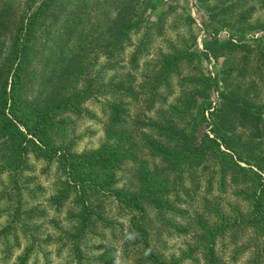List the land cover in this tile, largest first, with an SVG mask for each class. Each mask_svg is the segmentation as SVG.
<instances>
[{"label":"trees","instance_id":"16d2710c","mask_svg":"<svg viewBox=\"0 0 264 264\" xmlns=\"http://www.w3.org/2000/svg\"><path fill=\"white\" fill-rule=\"evenodd\" d=\"M222 1L203 7L209 21L228 27L235 41L210 37L198 50L188 26L184 34L163 38V47L143 66L137 81L131 70L139 69L140 58L150 53L149 43L163 34L162 20L172 8L166 6L153 21L144 14L160 0H136L118 11L102 33L89 37L87 46H77L64 57L42 104L23 96L31 30L50 0L34 4L0 67V178L6 177L0 202H12L21 230V214L41 216L36 209H21L32 157L45 166L55 163L58 174L50 202L57 213L66 206L62 221L67 224H56L58 238L53 241H70L78 264H114L115 249L106 246L85 255L81 244L86 237H104L103 229L111 234L117 224L123 229L118 218L126 220L140 264H191L199 258L204 264H222L216 246L225 234L233 247L245 236L242 245L250 253L246 264H264V37L245 38L257 28L264 30V20L253 18L254 7L245 5L246 0ZM227 11L232 15L226 17ZM187 18L192 21L190 15ZM138 30L141 33L134 37ZM124 55L126 67L120 60ZM210 56L217 65L214 76L203 62ZM100 58L103 63L96 67ZM124 67L122 79L115 72L102 80L107 71ZM215 91L218 101L211 104ZM87 100L98 103L104 114L103 139L92 150L77 151L72 147L75 139L66 140L68 116L81 113ZM134 105H139V114L129 119ZM154 109L156 116L147 118L145 112ZM84 111L93 118L91 111ZM128 163L133 164L132 174ZM127 172L128 180L122 177ZM216 186L224 193L235 186L234 193L245 198L248 209L240 213L241 206H231L233 218L221 206L225 202L207 199L204 214L216 215L215 230L206 226L200 234H191L182 256L162 260L154 241L178 228L168 213L182 214L180 203L189 204L202 187L210 192ZM3 230L6 234L10 228ZM127 244L126 240L123 248ZM28 253L18 264L26 262Z\"/></svg>","mask_w":264,"mask_h":264},{"label":"rangeland","instance_id":"374dc122","mask_svg":"<svg viewBox=\"0 0 264 264\" xmlns=\"http://www.w3.org/2000/svg\"><path fill=\"white\" fill-rule=\"evenodd\" d=\"M136 0H50L48 6L44 9L42 14L38 15L37 23L31 30L30 49L27 54L26 63V84L23 90V96L28 102L42 104L46 98L48 91L51 88L56 77L50 81L60 69V66L65 62L64 57L70 54L71 50L77 46H87V40L91 36L102 33L108 25H110L120 10H127ZM39 0H0V67L5 58L10 54L14 46V40L17 36L18 26L26 16H28L35 3ZM223 2L222 0H160V4L152 11L145 12L144 16L148 19L156 21V15L162 11L166 6H171L172 10L162 20L163 34L155 36L149 43V54H145L139 60V69L131 70L137 81L141 79V73L144 72L143 67L155 59L158 50L163 47V38L175 37L177 33L184 34L190 26L194 33V47L198 50H203L204 42L210 37L220 39H227L235 41L231 35V30L228 27H215V23L209 21L207 12L203 4ZM247 6L254 7L253 18L257 21L264 20V5L259 0H246L244 3ZM236 7H242L238 3ZM124 8V9H123ZM190 15L192 21L187 18ZM232 15L231 11L226 12V17ZM184 18V19H183ZM186 18V19H185ZM161 23V24H162ZM173 23H176L173 25ZM160 25V22H158ZM191 31V32H192ZM252 36L248 34L245 38L264 37V30L257 28L253 30ZM251 31V32H253ZM141 33L138 30L134 37ZM130 49V48H129ZM102 58L99 59L96 67L102 65ZM121 64L125 66L126 56H122ZM206 70L211 76H214L217 65L212 56L208 57L207 61H203ZM55 67V69H54ZM126 67V66H125ZM113 69L107 71L102 80L108 78L111 74L116 72L123 78V74L127 71L126 68ZM129 69V68H128ZM218 90V89H217ZM264 94V92H263ZM105 99L110 101L111 96L106 95ZM173 96L169 97V101L173 100ZM218 101L217 91L214 92L211 104ZM139 106V105H138ZM130 106V118L135 119L139 114V107ZM157 106L156 108H158ZM84 110L91 111L93 118ZM155 109L151 112H145L147 118L156 116ZM140 122L144 121L140 115ZM70 122L67 123V129L70 133L66 140L74 138L73 149L77 151L92 150L102 142L104 133L105 117L99 107V104L92 100H87L83 105L81 113L72 114L68 116ZM141 133V129L135 131L136 135ZM128 170L132 174L133 164H127ZM45 169V170H44ZM127 170V171H128ZM55 163L45 166L42 161H36L32 157L29 159V164L25 172L26 188L23 189L22 207L24 210L36 209L41 216H32L33 214H21V219L25 226L21 230L19 223L13 217V209L10 208L12 202H0V235L3 234V228L9 227L10 230L0 236V264H18L20 256L28 250V258L24 264H78L77 259L73 254L70 241L58 238L55 233L57 231L56 224L66 226L67 222L62 220L65 218V210H59V213L54 210L50 202L51 195L55 192L54 180L57 175ZM130 178L129 172L122 177L126 180L127 176ZM6 177L0 178V189L4 186ZM122 184V183H121ZM227 192L220 190L217 186L214 191H207L205 188H200L195 192V199L192 198L189 204L180 203L177 207L182 214L168 213V218L171 222L180 228L171 229L173 234L161 235L160 239H156L154 244H158V253L162 255V260H171L183 255L186 243L191 242V234L203 232L206 226L214 231L217 217L214 213L204 214L205 202L210 201L215 203L225 202L221 204L226 208L225 212H231L233 218H236L231 211V206L239 205L243 210L240 213H245L248 209V202L245 198L234 193L235 186H228ZM210 208V207H209ZM206 209V208H205ZM112 215L115 213V206L111 208ZM236 212V211H234ZM37 213H35L36 215ZM30 219H29V218ZM198 217V220H195ZM123 224V229L117 224L114 229V234H111L110 229H103L104 237L100 235H93L86 237L81 244L83 254H96L102 248L109 247L115 249L114 264H140L141 256L136 251V246L132 244V237L126 233V220L118 218ZM117 221V222H118ZM115 222V221H114ZM98 230L101 228L97 227ZM123 230V231H122ZM185 230V231H182ZM126 233V234H125ZM48 235L51 238L48 239ZM18 239V244L15 242ZM5 241L2 243L1 241ZM127 240L128 244L123 248V243ZM231 239L228 234L224 237L218 238L216 252L222 260V264H246L249 257V248L242 245L245 242V236L238 245L233 247L229 244ZM6 248V249H4ZM126 248L130 250H125ZM238 248V250H237ZM236 254V257H232ZM92 264V263H91ZM148 264V263H147ZM191 264H204L202 258Z\"/></svg>","mask_w":264,"mask_h":264}]
</instances>
